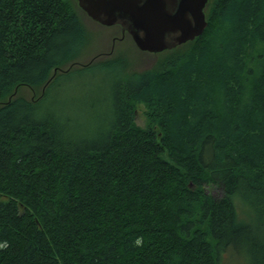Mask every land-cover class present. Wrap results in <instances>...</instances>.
Returning <instances> with one entry per match:
<instances>
[{
	"label": "trees",
	"instance_id": "1",
	"mask_svg": "<svg viewBox=\"0 0 264 264\" xmlns=\"http://www.w3.org/2000/svg\"><path fill=\"white\" fill-rule=\"evenodd\" d=\"M79 10L0 0V264H264V0H208L153 68L83 65L108 71L103 126L44 99L88 42Z\"/></svg>",
	"mask_w": 264,
	"mask_h": 264
},
{
	"label": "rangeland",
	"instance_id": "2",
	"mask_svg": "<svg viewBox=\"0 0 264 264\" xmlns=\"http://www.w3.org/2000/svg\"><path fill=\"white\" fill-rule=\"evenodd\" d=\"M82 10L84 9L81 8L79 12L88 31V42L85 48L82 49L84 51L75 60L77 62L75 65L69 67V64L62 68L63 71L56 72V74L65 73L59 75L50 85L44 99H46L47 105L70 117L75 123L86 126L99 124L108 118V103L111 91L110 82L107 79L108 71L103 66L83 67V65L122 56L126 61L124 70L130 73L155 67L162 58V53L139 49L129 33H126L123 39H117L113 46L112 37L122 35L121 27L116 24L104 25L99 23ZM112 46L113 50H111ZM183 49L178 47L176 50ZM43 89L44 87L33 89L29 86H21L18 87L16 94L29 99H37L42 96ZM138 107L136 120L140 125L145 126V106L140 104ZM100 125L103 126L102 123ZM220 190V187L216 184L207 185L206 187V191L214 196L219 195Z\"/></svg>",
	"mask_w": 264,
	"mask_h": 264
},
{
	"label": "water",
	"instance_id": "3",
	"mask_svg": "<svg viewBox=\"0 0 264 264\" xmlns=\"http://www.w3.org/2000/svg\"><path fill=\"white\" fill-rule=\"evenodd\" d=\"M93 20L122 24L143 51L161 52L195 39L208 25V0H77Z\"/></svg>",
	"mask_w": 264,
	"mask_h": 264
},
{
	"label": "flooded vegetation",
	"instance_id": "4",
	"mask_svg": "<svg viewBox=\"0 0 264 264\" xmlns=\"http://www.w3.org/2000/svg\"><path fill=\"white\" fill-rule=\"evenodd\" d=\"M116 25H119L121 27V33H122V35L120 37H118V36H113L112 37L113 46H114V43L116 42L117 39L118 40L123 39V37L125 36V34L128 33L127 30H125V31L122 30V24H116ZM113 46H112L111 50H113Z\"/></svg>",
	"mask_w": 264,
	"mask_h": 264
}]
</instances>
